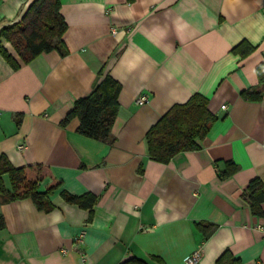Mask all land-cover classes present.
<instances>
[{
  "label": "crops",
  "instance_id": "crops-1",
  "mask_svg": "<svg viewBox=\"0 0 264 264\" xmlns=\"http://www.w3.org/2000/svg\"><path fill=\"white\" fill-rule=\"evenodd\" d=\"M32 1L0 0V27ZM59 1L64 55L44 51L13 68L0 53V153L16 167L40 164L41 191L51 175L60 180L50 209L29 197L0 202V264H187L196 248V264L227 250L241 264H264V213L242 196L250 179L264 181V97L241 94L264 61V0ZM240 41L254 49L234 52ZM99 70L120 83L110 142L79 133L77 117L60 123ZM194 93L217 116L199 148L149 158V127ZM229 161L237 167L224 177ZM62 190L96 201L82 207Z\"/></svg>",
  "mask_w": 264,
  "mask_h": 264
},
{
  "label": "trees",
  "instance_id": "trees-1",
  "mask_svg": "<svg viewBox=\"0 0 264 264\" xmlns=\"http://www.w3.org/2000/svg\"><path fill=\"white\" fill-rule=\"evenodd\" d=\"M67 24L60 13L59 0H33L24 10L18 21L0 27V39L8 42L16 56L2 43L1 55L13 68L29 62L33 57L44 51L57 50L61 55L67 52L62 35ZM254 49L246 41H240L233 47V51L240 55H247ZM258 83L241 91L244 98L259 100L264 97V61L256 66ZM120 83L110 74L97 73L92 90L77 97L61 119L66 125L73 117L79 122L77 131L85 136L104 141H111V127L118 109V93ZM208 98L194 93L185 102L171 105L161 117L152 124L145 134L148 157L168 162L171 157L186 150L199 148L202 140L217 120V116L208 109ZM236 165L228 162L221 173L228 176L236 170ZM7 174L10 186L3 181ZM46 174L40 164L14 166L6 154L0 153V202L6 203L16 199L31 198L39 209H50L52 202L48 194L60 185V180L51 175V180L43 191L39 190V181ZM61 195L68 202L82 207L91 208L96 198L92 193L74 195L61 191ZM242 196L247 201L253 214L261 215L264 203V181L254 177L246 184ZM4 221L0 218V229ZM205 233L213 228L209 222L197 224ZM126 264H145L143 261L131 259ZM215 264H241L228 250L223 252Z\"/></svg>",
  "mask_w": 264,
  "mask_h": 264
},
{
  "label": "built area",
  "instance_id": "built-area-1",
  "mask_svg": "<svg viewBox=\"0 0 264 264\" xmlns=\"http://www.w3.org/2000/svg\"><path fill=\"white\" fill-rule=\"evenodd\" d=\"M117 31V28L116 27H113L111 28V33H116ZM147 100V97L146 95H139L136 97V102L138 104H142L143 102H145ZM223 108L226 107L225 104L222 105ZM18 149H23L24 148V144L23 143H20L18 144ZM82 234H79L75 237V240L78 241V242H81L82 241ZM200 255H201V252H200V249L199 248H196L194 249L192 252H190L189 254H187L184 258L185 262L187 264H196L200 258Z\"/></svg>",
  "mask_w": 264,
  "mask_h": 264
}]
</instances>
